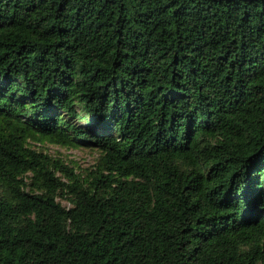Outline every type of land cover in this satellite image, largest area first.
Here are the masks:
<instances>
[{"label": "trees", "instance_id": "obj_1", "mask_svg": "<svg viewBox=\"0 0 264 264\" xmlns=\"http://www.w3.org/2000/svg\"><path fill=\"white\" fill-rule=\"evenodd\" d=\"M0 264H264V0H0Z\"/></svg>", "mask_w": 264, "mask_h": 264}, {"label": "rangeland", "instance_id": "obj_2", "mask_svg": "<svg viewBox=\"0 0 264 264\" xmlns=\"http://www.w3.org/2000/svg\"><path fill=\"white\" fill-rule=\"evenodd\" d=\"M49 155L63 160L64 164L74 168L75 173L93 168L96 154L87 149H65L56 146H45Z\"/></svg>", "mask_w": 264, "mask_h": 264}]
</instances>
